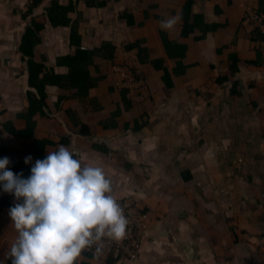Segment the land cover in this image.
Listing matches in <instances>:
<instances>
[{"label":"crops","instance_id":"crops-1","mask_svg":"<svg viewBox=\"0 0 264 264\" xmlns=\"http://www.w3.org/2000/svg\"><path fill=\"white\" fill-rule=\"evenodd\" d=\"M51 2L31 13L26 0L0 4V157L9 158L7 167L29 155L31 165L60 144L82 164L102 167L116 200L133 197L148 213L140 258L114 264H264V42L253 19L264 17L260 0H56L73 5L63 27L47 21ZM173 16L176 23L161 28ZM33 20L44 25L36 63L64 76L68 68L57 59L94 52L88 71L98 82L88 98L60 102L65 92L46 86L45 115L29 122L27 93L36 92L19 47ZM74 24L78 44L71 43ZM104 44L114 48L105 52L110 59L95 53ZM114 65L147 80L126 105ZM32 121L29 134H15ZM13 203L11 193L0 199V259L16 237ZM77 263L91 264L83 254Z\"/></svg>","mask_w":264,"mask_h":264},{"label":"clouds","instance_id":"clouds-1","mask_svg":"<svg viewBox=\"0 0 264 264\" xmlns=\"http://www.w3.org/2000/svg\"><path fill=\"white\" fill-rule=\"evenodd\" d=\"M176 21L169 17L160 26ZM9 163L0 157V191L13 196L8 216L16 237L0 264H76L85 249L99 252L105 239L125 235L127 218L102 167L82 164L63 144L36 159L26 177Z\"/></svg>","mask_w":264,"mask_h":264},{"label":"trees","instance_id":"trees-1","mask_svg":"<svg viewBox=\"0 0 264 264\" xmlns=\"http://www.w3.org/2000/svg\"><path fill=\"white\" fill-rule=\"evenodd\" d=\"M43 2H45V0H31V6L29 8L30 13L34 8L43 4ZM72 10H73V5L69 4L68 6H60L56 2V0H52L50 7L46 10L47 21L51 24L52 27H58V26L63 27L69 23V18L67 14ZM260 10L261 11L259 12H264V0H260ZM185 24H187V21L185 22ZM43 28H44L43 23L42 24L36 23L33 20L31 26L25 29L19 47L20 52L25 57H27L29 87L31 89H34L36 92V94L34 95L30 92L27 93L29 104L27 106L28 108H27V112L25 113V117L29 122L30 119L33 118L35 114L45 115L44 107L46 106V101H45L46 95L44 90L46 86L49 85L55 86L63 93L65 92L63 96L58 97V102H60L62 99H66V98H75L77 100H84L88 98L90 90L93 89L98 82V79L92 76L88 71V66L92 63V56L94 52L92 53L85 51L84 52L77 51L74 56H67L57 59L56 64L58 66L62 65L68 68V73L64 76L55 75L52 70L47 71L45 70L42 64L36 63L34 60L33 49L39 41V32ZM184 30H185L184 34L185 33L188 34L187 33L189 31L188 24L186 28H184ZM256 31L258 35L261 36L264 42V34H262L259 28H256ZM70 33H71L70 34L71 43L77 42L78 44L79 35L77 33V27L75 24L71 26ZM171 46L172 45L170 43L165 42V47L168 53L171 49ZM108 49H111L112 52L114 48L107 44H104L101 46L100 49L95 51V53L101 54L102 52V55L108 56L109 57L108 59H110L111 54L110 55L105 54V52L108 51ZM158 63L160 65V62ZM158 63H156L157 68H162L161 66L158 65ZM129 68L137 72L135 68L132 67ZM120 91L122 95V100L125 103V105L128 103V99H126V95H131V94L138 95V93H141V91L131 92L124 89ZM66 92H70V93H66ZM67 115L69 116L72 124L76 126V124L78 123V119L77 116L75 115V112L71 110H67ZM33 127L34 124L32 121L29 124L27 123L25 129L18 130L17 132H15V134L16 135L29 134L32 131ZM36 144L37 143L35 140L34 150L37 154H39V152L37 151ZM39 144L43 146L45 142L40 141ZM30 167L31 165H25L22 162L20 163L19 161H15L10 167V169L14 173H21L23 176L26 177L29 174ZM81 254H83L84 258H89V256L85 253L82 252ZM114 263L116 262L109 261L108 264H114ZM76 264L79 263H77L76 261Z\"/></svg>","mask_w":264,"mask_h":264},{"label":"built area","instance_id":"built-area-1","mask_svg":"<svg viewBox=\"0 0 264 264\" xmlns=\"http://www.w3.org/2000/svg\"><path fill=\"white\" fill-rule=\"evenodd\" d=\"M26 1L31 3V0ZM1 2L3 0H0V4ZM253 19L264 34V17L253 15ZM112 70L117 75L115 87L118 90L138 92L147 84V80L139 72L133 71L126 65H114ZM6 194V192L0 191V199ZM117 202L122 206L128 221L125 235L119 241L105 239L99 252L95 250V246L82 251L89 256L88 259L91 264H108L109 261H136L140 258L142 237L146 228L148 213L143 208L138 207L137 201L133 197L118 199Z\"/></svg>","mask_w":264,"mask_h":264}]
</instances>
